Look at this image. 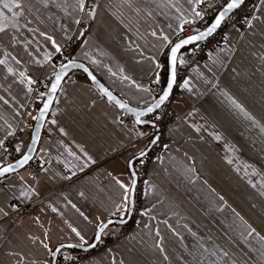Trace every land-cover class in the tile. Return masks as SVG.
<instances>
[{
    "label": "crops",
    "instance_id": "1",
    "mask_svg": "<svg viewBox=\"0 0 264 264\" xmlns=\"http://www.w3.org/2000/svg\"><path fill=\"white\" fill-rule=\"evenodd\" d=\"M86 4L81 12L76 0H46V6L45 0H25L18 29L9 27L0 33V59L6 60L0 65V97L4 98L0 100V139L21 132L12 144L14 158L30 142L33 117L43 98L31 89L26 74L40 82L53 75L56 60L60 64L67 56L85 64L122 101L146 107L153 101L157 71L149 57L161 63L166 50L152 32L177 41L181 17H189L192 8L187 0H90ZM93 6L95 15L89 17L86 13ZM246 18L252 20L251 27L244 19L229 28L226 41L224 35L218 48L190 64L185 78L190 90L180 87L173 102L178 118L149 162L130 224L126 229L110 225L108 233L115 237L103 250H74L73 255L83 253L85 262L96 258L92 264H111L113 257L124 264H163L165 256L175 252L192 261L189 253L199 240L210 249L215 242L235 243L242 259L236 264H264L262 242L248 236L246 226L264 236V132L222 94L235 98L264 126V6L260 1ZM47 37L60 49L71 38L76 43L69 54L62 55ZM141 128L147 132L149 126L135 125L82 72L69 73L55 95L34 153L39 175L31 176L25 166L0 181V206L9 211L7 217H0V264H17V256L9 253L22 254L24 264L42 262L46 254L29 237L43 239L46 230L53 248L77 242L69 224L90 239L97 218L107 220L113 201L119 202L122 194L108 173L127 183L128 161L148 144L135 136ZM81 149L96 161L83 172L77 170L84 159ZM0 153V162L7 160L5 152ZM140 164L136 160L134 169ZM73 171L76 175L71 180L63 179ZM30 188L36 191L31 199L20 197L22 190ZM13 203H31L32 210L12 211ZM144 210L148 215L141 216ZM191 226L200 231L195 240ZM161 242L163 252L157 247Z\"/></svg>",
    "mask_w": 264,
    "mask_h": 264
},
{
    "label": "snow or ice",
    "instance_id": "2",
    "mask_svg": "<svg viewBox=\"0 0 264 264\" xmlns=\"http://www.w3.org/2000/svg\"><path fill=\"white\" fill-rule=\"evenodd\" d=\"M167 3H170L171 0H166ZM220 0H187V3L189 5H192L191 12L189 13V17H184L182 15L181 17V24L179 25V32H185L187 30H191L193 32L192 35H186L185 37L179 39L177 42L173 43L172 40L168 35L160 34L157 35L155 31L152 32V36L156 37L158 40L162 41L161 49H168V53L164 59L163 63L157 62L155 57H149L150 60H152L156 71V79L154 83L156 84H162L164 83L166 86L162 87L160 90V94L157 97H153L154 103H151L149 106L144 108L143 110H137L134 108H130L126 102H122L121 100L117 99L111 91H109L107 88H105L102 84H100L96 76L92 74V72L89 71L88 68L84 67L83 64H78L75 61L70 60L66 64H62L59 71L54 72V82L51 84V87L49 89L50 93H55L57 89L60 87L61 80L63 79L64 75L67 74V71L69 67L72 68H81L84 72L88 74V76L91 78V80L98 86L99 91L103 97H106L108 102L114 103L116 106H118L120 109H123L127 112H131L135 115V124L136 125H148L150 128L154 129L153 132H146L142 128L136 130L135 136L136 138H145V137H151L148 144L142 148L138 149L137 154L134 156V159H139L141 163H143V158L148 155V151L151 149L152 146L156 145L160 139L159 136V129L157 127L156 121H159L162 119V116L156 115L153 120H145L142 119V117H145L146 115L150 113H155L157 110L162 109V107L166 104V102L169 101L170 96L173 93V88L177 84V77H178V68L184 66L187 61L184 59L183 54H181V50L184 49L186 46L192 45L193 51H195L200 46V42L208 40L210 37H213L218 30L225 26L230 20L233 19V13L234 10L240 9L244 4L245 0H227L226 3H223L221 8L219 10L215 9V4L219 3ZM261 6H264V0H260ZM201 5H207V9H212L214 11V16L211 20V23H208V21L205 18V11H200L198 8ZM45 6H46V0H45ZM76 6L81 12H84L87 4L86 0H76ZM175 7V5H172ZM24 8H25V0H0V33H4L8 30L9 27L13 29H18V18L24 16ZM179 11V9H178ZM8 13H11L9 16ZM87 16L94 17L95 15V6H93L89 11H87ZM253 19H256L253 17ZM197 22H203L206 27L203 28H189L185 29V25H194ZM76 23H80L79 20L76 21ZM245 23L251 27L252 26V20L245 18ZM41 35H45L44 33H41ZM80 35H83V32L80 33ZM48 40L52 41V44L55 47L56 52H60L61 49L58 45L55 44V41L52 40L51 37H47ZM70 39V37H69ZM225 41L227 40V35L224 37ZM49 57L46 56L45 59L47 60ZM19 63V61H17ZM37 63H40V61H37ZM95 63V61H93ZM6 60L0 59V65H5ZM8 71L11 73L13 71L12 68H8ZM165 73H166V79H165ZM21 77H24V73H20ZM124 79H128V77H124ZM28 84L31 85L34 83L33 80L28 79ZM210 82V81H209ZM181 88L189 89V80L185 79L181 85H179ZM139 87V85H137ZM213 87H216V85H213ZM190 90V89H189ZM29 91L31 89L29 88ZM143 91L150 92L151 90L149 88H144ZM228 103L231 105L232 108L237 110L240 114L244 116L245 119L252 122L254 126H259L260 130L264 132V126H260L259 122L255 120V118L245 110L242 104H240L235 98L232 96H229L227 93H222ZM44 94L41 93V96ZM3 97H0V100H3ZM7 103V101H4ZM53 102V96L49 95L47 100L44 102L43 107L39 110V115L34 116L33 119L38 121V126L35 131V135L32 137V146H29L28 153L22 154L21 159L17 160L14 164L13 163H6V162H0V181L7 180L10 174L17 173V170L20 168H23L25 165L29 163L33 159L31 153L34 151V145L39 140L40 136V128L43 127V121L46 119V114L49 111V107ZM51 123L55 124L56 121L52 120ZM61 131H63L61 129ZM12 133H9L11 135ZM215 139L219 140L220 136L217 135ZM167 148V145L164 146ZM0 150L3 152H7L8 149L5 147L4 139H0ZM17 152H20L21 149L19 146L16 148ZM81 152L83 154V161L81 166L78 167V171L83 172L85 169L89 168L92 164H95L96 161L92 159L86 152H83V149H81ZM2 154V153H0ZM70 155L75 156V153H70ZM77 160H80V156L75 157ZM159 159V157H157ZM231 163V161H229ZM128 167L129 169L133 168V161H128ZM76 175V172L73 171L71 175L64 176L63 179L71 180L73 176ZM108 175L111 177V179L115 182L116 185L119 186V189L122 190V194L120 197L119 202L113 201L114 203V209L110 210L109 218L107 220H101L100 218H97V222L95 225V232L93 236L89 239L86 238L84 234H82L81 231H79L76 227H73L71 224H69V228L71 229V232L74 233L75 237L78 238L76 243H60L56 247L50 246V239L48 231L46 230L44 232V237L41 239L40 237L30 236L29 239L33 242V244H36L37 242L40 245V248L43 249L44 253L46 254V258L42 262H38L36 260H32L29 262V264H92V261L96 258L88 259L86 262L82 260V258L79 255H73L72 251L74 250H80L84 253H88L89 251L98 248L101 244L104 243V237L108 235L109 226L114 224H120L124 225L128 223V219L132 216L134 210H135V203L133 200V193L135 192L136 188V179H135V172L130 171L129 172V181L125 183L120 178L113 176L111 173H108ZM21 179H23L21 177ZM147 183V181L145 182ZM2 191V190H0ZM36 191L35 189H28V190H22L20 192V197L24 199H31L32 195H35ZM80 196L83 197L84 193L81 192ZM223 199V197H221ZM73 208H76L75 204H72ZM10 209L12 211H18L17 204L13 203L10 205ZM54 212L56 211L55 208L52 209ZM77 212L80 213V215L86 220L91 223L89 218L83 213L80 212V210L77 208ZM118 215V219H112L111 217H116ZM9 215V211L6 210L5 207L0 206V217H7ZM141 216L148 215V210H144L140 212ZM239 216V214H237ZM154 219V217H152ZM242 220V218H240ZM37 222L39 223V217H36ZM166 223V221H165ZM246 224V222H244ZM248 228V236H257L259 240L262 242V248H264V236H260L259 233L256 232L254 228H252L250 225H247ZM43 227V225H41ZM157 236H159V231H157ZM193 236H195V233H192ZM159 247L160 251L163 252L164 249L159 244L157 245ZM194 251L190 252L189 255L193 257L192 261L189 262V264H221V261H224V264H236V261L231 260L229 257V253L227 251H224L220 249L218 246H215L213 248L205 247V245L199 240L197 241V244L193 246ZM65 249L69 250L67 253L64 251ZM112 249H108V252L110 253ZM219 253V254H218ZM107 254V253H106ZM9 255H15L17 256V264H24L25 257L22 254L19 253H9ZM261 255L264 256V252H261ZM225 257H228V260H224ZM214 258V259H210ZM165 259H167V256H165ZM111 264H124L123 260H120L117 262L116 258H112Z\"/></svg>",
    "mask_w": 264,
    "mask_h": 264
},
{
    "label": "built area",
    "instance_id": "3",
    "mask_svg": "<svg viewBox=\"0 0 264 264\" xmlns=\"http://www.w3.org/2000/svg\"><path fill=\"white\" fill-rule=\"evenodd\" d=\"M259 1L260 0H245V4L240 9L234 10V13L232 14L233 19L230 20L225 26H222L213 37H210L206 41L200 42L199 48H197L195 51H193L192 49L194 46H191V47H185L184 49L181 50V54H183V57L187 61V63L184 66L178 68L177 84L173 88V93L170 96L169 101L166 102V104L162 107V109L157 110V112H155V113L149 114L147 117L148 120H153L156 115L162 116L161 120L156 121L157 127L159 129L160 139L156 145L151 147V149L148 151V155L143 158V163H141L139 168L137 170H135L137 181H136V188H135V192H134V202L139 201L141 186H142V183L145 179L146 170L149 166V162L151 161L152 156L157 152L160 145L163 143L167 130L170 128L171 125L174 124V122L178 118L176 112L173 109V102L180 95V86L179 85H181V83L185 80V78L187 76V70H188L190 64L197 62V61H201L202 58H204L206 55L212 53L216 48H218L222 38L225 35V32L229 28L237 26L247 16H249L255 10ZM89 2H90V0H86V3H89ZM226 2H227V0H220L219 3L215 4V9L218 10V8L221 7L223 3H226ZM206 9H207V5H201L198 8V10H200V11H205ZM214 14L215 13L212 9H207L205 11V18L208 21V23H210ZM184 27L187 30L189 28H203V27H206V25L203 22H197L194 25H191V26L185 25ZM192 34H193V32L191 30H187L185 32H178L176 37H177V39H181V38L185 37L186 35H192ZM74 42H75V38H71L68 42L64 43L62 45L61 51L59 53L62 55L67 54L69 52V50L73 47ZM55 63H57L56 65L58 66L59 63L57 60L55 61ZM25 78L27 81H28V79H31L34 81V83H32L30 85L32 90H38L39 92H41L43 94L45 93V90H46V88L49 85L50 80H51V77H47L45 79H42L39 82L38 79H36L34 76H32L30 74H26ZM152 90L155 92L158 90V87L156 84L152 86ZM36 105H37V103H36ZM153 131H155V130L150 128V127L147 130V132H153ZM20 136H21V132L19 130H17L15 132H13L11 135H9V133H7L2 137V139H4L5 147L8 149V151L5 152V154L7 156V160L2 161V162L7 163V162L14 159V154L12 151V146H13L12 144L15 140L19 139ZM150 139H151V137L138 138V140H141V141L144 140L147 142H149ZM36 166H37V162L34 159H32L26 165L27 172L31 176L37 177L39 175V171H38ZM17 206L19 209L18 211H31L32 210V204L31 203L18 204ZM134 214H135V211L131 216L132 219H133ZM113 239H114V237L110 233H108L107 241L104 242L103 244H101L100 246H98V248L89 251L88 253H90L92 251L103 250L104 248H106L107 246H109L112 243ZM82 254L83 253H79L78 255L80 257H82Z\"/></svg>",
    "mask_w": 264,
    "mask_h": 264
},
{
    "label": "water",
    "instance_id": "4",
    "mask_svg": "<svg viewBox=\"0 0 264 264\" xmlns=\"http://www.w3.org/2000/svg\"><path fill=\"white\" fill-rule=\"evenodd\" d=\"M211 23V22H210ZM179 40V39H178ZM177 40V41H178ZM177 41H175V42H177ZM174 42V43H175ZM190 46V45H189ZM187 47V46H186ZM70 60H72V61H75L76 63H78V64H83L82 62H80V61H77V60H74V59H70ZM70 60H67V61H65V62H63L62 64H66V63H68ZM61 64V65H62ZM61 65H59L57 68H56V70H55V72L56 71H59V69H60V67H61ZM84 65V67H86V68H88L87 66H85V64H83ZM89 69V68H88ZM75 70H77V71H80V72H82L85 76H86V78L89 80V82L99 91V88H98V86L91 80V78L88 76V74L86 73V72H84L83 71V69H81V68H72V67H69V69H68V71H67V74L66 75H64V77H63V79L61 80V83L63 82V80L67 77V75L69 74V73H71L72 71H75ZM90 71V70H89ZM91 72V71H90ZM93 74V73H92ZM94 75V74H93ZM95 76V75H94ZM97 79V78H96ZM97 81L100 83V84H102L98 79H97ZM54 82V73H53V75H52V77H51V80H50V83H49V85L47 86V88H46V90H45V93H44V95H43V98H42V100H41V102H40V105H39V107H38V109H37V114H36V116H38L39 115V110L43 107V104H44V102L47 100V98H48V96L49 95H52L53 96V101H54V98H55V95H56V93H57V91H58V89H57V91L55 92V93H50V91H49V89H50V87H51V84ZM61 85V84H60ZM103 85V84H102ZM104 86V85H103ZM164 86H166V85H164ZM105 87V86H104ZM105 88H107V87H105ZM108 89V88H107ZM109 90V89H108ZM110 91V90H109ZM100 92V91H99ZM117 99H119V100H121L119 97H117L114 93H112ZM159 96V95H158ZM158 96H157V98H158ZM106 98V97H105ZM107 99V98H106ZM122 101V100H121ZM122 102H124V101H122ZM151 103H154V101H152ZM150 103V104H151ZM52 104H53V102H52ZM52 104L50 105V107H49V111H50V109H51V106H52ZM114 106H116L114 103H112ZM149 104V105H150ZM149 105H147V106H149ZM128 106L130 107V108H134V109H137V110H143L144 108H146V107H143V108H137V107H134V106H131V105H129L128 104ZM121 112H123L124 114H126V115H128L129 117H131V119H132V121L134 122V124H135V115L133 114V113H131V112H127V111H125V110H123V109H120L118 106H116ZM49 111H48V113L46 114V119H47V117H48V114H49ZM151 114V113H150ZM149 115V114H148ZM148 115H146L145 117H142V119H145V120H148L147 119V117H148ZM46 119L43 121V126H44V123H45V121H46ZM136 125V124H135ZM37 126H38V121L37 120H35L34 121V124H33V129H32V133H31V137H30V142H29V144H28V146H27V148H26V150H25V152L23 153V154H26V153H28V148H29V146H32V137L35 135V131H36V128H37ZM137 126H141V125H137ZM145 126H148V125H145ZM42 129H43V127H41L40 128V135H41V132H42ZM39 138H40V136H39ZM38 142H39V140L37 141V143L33 146L34 147V151L31 153V155H32V157H34V153H35V150H36V148H37V145H38ZM21 157H22V155L21 156H19L18 158H16L15 160H13V161H11V162H9V163H15L17 160H19V159H21ZM130 160H132L133 161V164H134V162L136 161V160H138V159H134V157H132ZM26 166V165H25ZM24 166V167H25ZM23 167V168H24ZM129 168V167H128ZM20 169H22V168H20ZM20 169H18V170H20ZM17 170V171H18ZM129 171H134L135 172V169H134V166H133V168L132 169H129ZM136 174V173H135ZM135 179H136V181H137V178H136V175H135ZM133 200H134V193H133ZM131 218V217H130ZM130 218L128 219V222H129V220H130ZM112 219H118V218H112ZM118 224V223H117ZM120 225V224H119ZM125 225V224H124ZM65 244H67V243H65ZM77 251H80V250H77Z\"/></svg>",
    "mask_w": 264,
    "mask_h": 264
},
{
    "label": "rangeland",
    "instance_id": "5",
    "mask_svg": "<svg viewBox=\"0 0 264 264\" xmlns=\"http://www.w3.org/2000/svg\"><path fill=\"white\" fill-rule=\"evenodd\" d=\"M221 7L218 8V10ZM253 13V12H252ZM76 41L73 43V47L75 45ZM73 47L69 50V52L67 54H69L71 52V50L73 49ZM67 58V56L65 57ZM111 229L114 228H118L117 225H112L110 226ZM192 233H195V236L192 235ZM200 237V231L197 227L195 226H191V239L195 240L197 238ZM202 243V242H201ZM157 244H165V243H157ZM215 244L216 246H218L220 249L227 251L229 253V257L231 258V260L242 263V259L240 258L239 254H238V250L236 248V244L232 243V242H215L212 243ZM67 250V249H65ZM167 259L163 260V264H189L190 261L187 260H183L180 258V255H178L177 253H171V254H167ZM228 259V257H226ZM245 258H247V256H245Z\"/></svg>",
    "mask_w": 264,
    "mask_h": 264
},
{
    "label": "trees",
    "instance_id": "6",
    "mask_svg": "<svg viewBox=\"0 0 264 264\" xmlns=\"http://www.w3.org/2000/svg\"><path fill=\"white\" fill-rule=\"evenodd\" d=\"M174 42H175V41H174ZM174 42H173V43H174ZM191 46H192V45L187 46V47H191ZM167 53H168V49L165 50L163 56L161 57V63L164 62V59H165ZM67 60H70V58H64V59H61L59 65H61L63 62H65V61H67ZM165 79H166V73H165ZM156 85H157V87H158V90L154 93V97H157V96L160 94V90H161L162 87H164L165 84L162 83V84H156ZM135 207H136V205H135ZM131 220H132V218L129 220V222H128L127 224L122 225L121 227L126 229V227L130 224ZM125 229H124V230H125ZM114 237H115V236H114ZM106 241H107V239H106ZM104 242H105V241H104Z\"/></svg>",
    "mask_w": 264,
    "mask_h": 264
}]
</instances>
